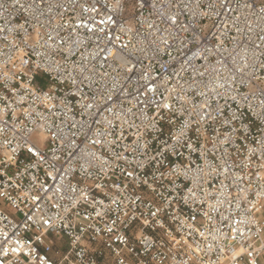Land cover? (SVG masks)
I'll return each instance as SVG.
<instances>
[{"label": "built area", "instance_id": "obj_1", "mask_svg": "<svg viewBox=\"0 0 264 264\" xmlns=\"http://www.w3.org/2000/svg\"><path fill=\"white\" fill-rule=\"evenodd\" d=\"M0 264H264V0H0Z\"/></svg>", "mask_w": 264, "mask_h": 264}, {"label": "rangeland", "instance_id": "obj_2", "mask_svg": "<svg viewBox=\"0 0 264 264\" xmlns=\"http://www.w3.org/2000/svg\"><path fill=\"white\" fill-rule=\"evenodd\" d=\"M37 81L40 85L43 86V77H38L37 78ZM32 143L37 146V147H43L44 146V140L43 138L41 137V135L39 133H36L33 137H32Z\"/></svg>", "mask_w": 264, "mask_h": 264}]
</instances>
